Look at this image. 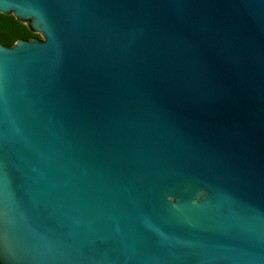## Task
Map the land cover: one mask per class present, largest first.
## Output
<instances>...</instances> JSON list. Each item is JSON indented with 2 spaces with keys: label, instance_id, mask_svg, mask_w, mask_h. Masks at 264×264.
<instances>
[{
  "label": "water",
  "instance_id": "1",
  "mask_svg": "<svg viewBox=\"0 0 264 264\" xmlns=\"http://www.w3.org/2000/svg\"><path fill=\"white\" fill-rule=\"evenodd\" d=\"M0 13V264H264V0Z\"/></svg>",
  "mask_w": 264,
  "mask_h": 264
},
{
  "label": "trees",
  "instance_id": "2",
  "mask_svg": "<svg viewBox=\"0 0 264 264\" xmlns=\"http://www.w3.org/2000/svg\"><path fill=\"white\" fill-rule=\"evenodd\" d=\"M42 40L29 21L17 19L13 14L0 13V42L6 47H13L19 40Z\"/></svg>",
  "mask_w": 264,
  "mask_h": 264
}]
</instances>
